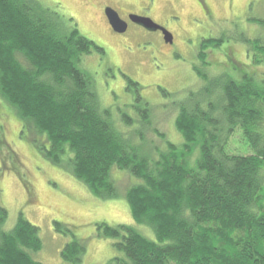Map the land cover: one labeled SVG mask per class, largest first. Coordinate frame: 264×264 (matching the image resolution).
Here are the masks:
<instances>
[{
  "label": "trees",
  "instance_id": "1",
  "mask_svg": "<svg viewBox=\"0 0 264 264\" xmlns=\"http://www.w3.org/2000/svg\"><path fill=\"white\" fill-rule=\"evenodd\" d=\"M75 28L66 29L37 0H0V98L17 113L22 132L45 136L48 146L40 143L38 152L54 165L65 158V169L94 196L115 197L114 168L140 180L126 191L127 206L135 226L151 229L156 240L134 226L98 223L99 237L114 240L121 254L107 264H264V78H207L195 70L204 87L178 109L174 125L182 143L167 142L152 159L129 145L102 109L81 61L103 50ZM241 39L251 64L264 69L263 39ZM222 43L221 37L201 40L202 67L211 65L206 51ZM123 78L144 123L148 109L139 85ZM121 120L132 123L126 115ZM237 131L246 156L230 149ZM6 220L0 207V264H41L33 257L42 248L39 229L19 213L4 231ZM53 227L72 238L61 259L81 264L84 248L70 228Z\"/></svg>",
  "mask_w": 264,
  "mask_h": 264
},
{
  "label": "rangeland",
  "instance_id": "2",
  "mask_svg": "<svg viewBox=\"0 0 264 264\" xmlns=\"http://www.w3.org/2000/svg\"><path fill=\"white\" fill-rule=\"evenodd\" d=\"M37 2L58 14L66 29L75 26L81 36L103 50V55L93 52L83 56L81 69L91 78L102 109L109 110L121 137L131 146H141L142 152L152 159L158 157L157 150H166L167 142L182 143L174 125L178 109L188 105L191 94L204 87L195 70L204 72L207 78H264V69L251 64L249 48L241 39L261 38L264 42V26L252 22L264 20V0ZM108 7L121 19L135 15L152 20L173 35L174 43L168 45L158 33L133 23L124 34L113 32L104 16ZM209 37H221L223 43L206 51L211 65L204 68L196 56L201 40ZM123 76L139 85V95L148 109L144 123L140 122L134 98L125 90ZM1 98L0 115L5 130L0 125V207L7 211L3 230L14 227L19 213L37 227L42 248L34 254L35 261L70 264L61 259L60 253L72 238L55 232L53 222L70 228L83 246L81 264H107L121 255L113 247L114 240L99 237L95 227L98 223L134 226L146 239L156 240L151 229L135 226L127 206L126 191L140 184V180L126 170L114 168L109 179L114 184L115 197L102 200L94 196L65 169V158L61 165H54L38 152L40 143L48 146L45 136L22 132L17 113ZM123 115L132 120L130 125L122 122ZM230 149L243 156L250 154L240 131L230 138Z\"/></svg>",
  "mask_w": 264,
  "mask_h": 264
},
{
  "label": "water",
  "instance_id": "3",
  "mask_svg": "<svg viewBox=\"0 0 264 264\" xmlns=\"http://www.w3.org/2000/svg\"><path fill=\"white\" fill-rule=\"evenodd\" d=\"M104 15L108 21L109 26L113 30V32L118 33V34H123L126 32L127 24L120 20L118 14L114 10L107 8L104 11ZM129 20L133 24L141 26L147 31H150V32L160 31L161 34L163 35L164 42L168 45L172 44V35L168 33L162 27L154 24L150 19L132 15L129 17Z\"/></svg>",
  "mask_w": 264,
  "mask_h": 264
},
{
  "label": "flooded vegetation",
  "instance_id": "4",
  "mask_svg": "<svg viewBox=\"0 0 264 264\" xmlns=\"http://www.w3.org/2000/svg\"><path fill=\"white\" fill-rule=\"evenodd\" d=\"M200 1V0H199ZM199 6L201 7V9L202 10H207V13H208V9L206 8V7H204V6H202V4L201 3H199ZM109 8V7H108ZM107 9V8H106ZM111 9V8H110ZM105 16V15H104ZM130 16H132V15H129V16H126L124 19H121L120 17V20L121 21H123V22H125L126 24H127V30L129 29V24H132V22H130V20H129V17ZM106 18V17H105ZM152 21V20H151ZM153 22V21H152ZM154 23V22H153ZM154 24H156V23H154ZM109 25V24H108ZM158 26H160V25H158ZM110 27V26H109ZM141 27V26H140ZM160 27H162V26H160ZM111 28V27H110ZM142 28V27H141ZM163 28V27H162ZM144 29V28H143ZM164 29V28H163ZM127 30H126V32H127ZM166 30V29H165ZM168 33H170L168 30H166ZM125 32V33H126ZM156 33H158V36L160 37V39L163 41L164 39H163V35L161 34V32L160 31H156ZM124 34V33H123ZM171 34V33H170ZM172 35V34H171ZM174 42H173V35H172V44H173ZM171 44V45H172ZM0 119L2 120V124H0L2 127H3V129L5 130V127H4V123H3V119H2V114L0 115ZM0 129H1V131H2V128L0 127Z\"/></svg>",
  "mask_w": 264,
  "mask_h": 264
}]
</instances>
